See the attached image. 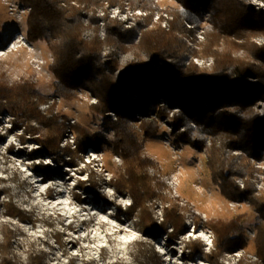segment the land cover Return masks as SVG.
<instances>
[{
	"label": "rangeland",
	"instance_id": "obj_1",
	"mask_svg": "<svg viewBox=\"0 0 264 264\" xmlns=\"http://www.w3.org/2000/svg\"><path fill=\"white\" fill-rule=\"evenodd\" d=\"M66 1L80 11L83 39L86 41L98 39L104 42L100 52L101 61L105 64L110 60L118 62L119 68L112 73L117 86L132 62L154 64L156 71L163 75L165 61L154 62L153 54L142 46L141 38L146 29L157 26L166 30L172 28L174 12L180 7L178 0H150V7L137 6L147 10L142 13L133 11L137 7L130 0L123 2L124 4L109 1L97 4L79 3L77 0ZM244 1L255 10L264 13V0ZM107 2L122 6L127 13L120 15L115 9L103 27L104 23L98 20H104L108 16ZM168 4L171 5L169 10L173 18L169 20L170 26L168 24L165 27V23L153 15L162 14L165 17V13L160 10L165 9ZM30 11V6L24 4L22 0H0V33L3 35V44L7 45L14 36L18 39L7 47L0 46V81L9 85L25 81L35 83L36 88L47 97L46 102L41 103L40 109L47 112L49 107H52L53 113L59 115V121L68 126L61 143L62 147L67 144L74 145L76 132L73 126L77 123L87 127L92 133H102L105 142L100 151L88 149L77 167L64 165L63 170L67 171L64 176L54 174L50 178H43L42 171L37 170L34 164L39 160L51 162L52 160L47 155L34 158L31 150L38 147L35 138L28 135L23 142L20 138L22 130L13 125L14 116L8 112L0 116V241L3 239L2 231L13 228L18 232L13 240L14 252L24 262H28L32 252L43 253L42 264H155L149 255V245L154 247L159 258L156 259V263L159 261L160 264H209L207 253L215 249L216 245L215 231L210 223L230 222L241 216L249 243L245 248L238 247L233 252H225L221 261L224 264L262 263L255 253L257 230L254 224L260 212L250 197L244 194L230 198L214 181L209 168L210 150L213 146L210 135L207 136L206 145L202 148L177 142L178 134L186 127L183 125L176 127L175 116L183 108L178 102L172 103L162 90L156 98L158 110L151 114L136 112L130 125L138 135L141 155L152 161L146 172L157 194L151 202L157 222L161 223L166 218L164 209L177 205L179 212L184 216L185 230L173 238H170L173 232L171 226L160 233H145L138 225L139 219L129 216L126 208L130 203L124 201H131L130 195L128 192H118L112 183V180L119 176L124 159L114 150L116 133L114 127L107 122L109 120L107 115L116 120L118 113L111 111L106 115H100L94 109L100 99L87 86L76 88L72 98L56 93L57 77L51 70L55 55L45 42L29 39ZM103 11H107V14ZM147 12L148 15L145 16L144 13ZM211 17L210 12L204 11L203 21L206 23L202 21L196 25V30H190L186 22L184 30L179 32V38L186 43L190 51L186 65H189L188 62L196 65L193 63L196 62L193 56L198 55L205 57L206 60L203 66L197 67L208 71L215 68L214 54L195 52L201 51L207 42V29ZM128 18H131L130 21ZM109 20L117 21L125 28L144 25L147 21L150 24L139 32L134 44H126L127 49H121L117 44L107 41ZM202 26L205 27L206 38L201 41L199 47L196 41L197 45L192 41L196 38L200 41L196 32ZM55 40L60 42L61 38L57 37ZM252 41L257 45H264V33L253 36ZM32 51L37 55H32ZM246 53V49L241 48L235 54L244 56ZM106 71L111 73L110 66ZM233 71L234 68L231 67L230 72ZM130 94L133 100L139 99L138 94ZM162 108H170L169 114L161 115L159 109ZM253 109L264 115V98L257 99ZM145 123H155L157 131L147 135ZM34 124L40 126L35 122ZM192 125L196 127L195 123ZM71 131L73 136L69 134ZM167 137L171 138L172 146L178 154L173 152L170 145H166ZM217 145H220V141ZM230 153L240 163L249 162L254 168L252 174L237 177L238 185L243 189L251 182L255 194L264 195V157L258 159L248 155L241 148H235ZM90 169L95 172L98 179V186L93 190L101 192L108 200L95 198L92 192L80 185L81 180L88 178ZM41 182L43 183L38 186L37 184ZM4 188H8L9 192L4 191ZM9 195L15 204L25 211V219L10 217L5 213L3 203ZM119 206H122V211ZM200 233L204 235L201 236ZM193 240L202 242L204 251L196 253L191 258L187 246ZM140 242L147 246L139 245Z\"/></svg>",
	"mask_w": 264,
	"mask_h": 264
},
{
	"label": "trees",
	"instance_id": "obj_2",
	"mask_svg": "<svg viewBox=\"0 0 264 264\" xmlns=\"http://www.w3.org/2000/svg\"><path fill=\"white\" fill-rule=\"evenodd\" d=\"M77 1L88 4L109 1L116 4L128 0ZM130 1L136 7L151 6L150 0ZM178 1L180 7L174 12L175 19L170 30L157 26L142 33L141 44L153 54L154 62L165 61L163 75L156 71L154 64L132 62L117 86L112 73L119 68V64L116 60H110L107 64L101 61L103 41L83 39L79 9L67 4L66 0H22L31 8L28 16L29 39L45 42L55 55L51 70L57 77L56 93L72 98L76 88L87 86L100 99L94 106L100 115L111 111L118 113L116 120L107 115V122L116 133L114 150L124 159L119 176L112 183L118 192H128L130 195L131 203L126 208L129 216L139 219L138 225L145 233H160L171 226L173 232L170 238H173L185 230L184 216L177 205L164 209L166 218L161 223L157 222L151 206L157 194L146 172L152 161L141 155L138 135L130 125L136 112L151 114L158 110L156 98L162 90L172 103L178 102L183 108L175 116L176 127H186L178 134L177 142L202 148L210 135L213 146L209 168L214 181L230 198L244 194L250 197L260 212L254 224L257 230L255 253L262 260L258 264H264V195L257 196L251 182L243 189L238 185L237 177L252 174L254 168L249 162L240 163L230 153L235 148H241L258 159L264 157V115L253 109L254 102L264 98V45L252 41L253 36L264 33V13L255 10L244 0ZM204 11L212 15L207 42L201 51L195 52L215 55L216 66L211 71L200 69L195 64L186 65L190 51L179 38V32L184 30L187 21L195 25L203 21ZM149 24L147 21L144 25L125 28L121 23L109 20L107 41L127 49L126 44H134L139 32ZM57 37L61 38L60 42L55 40ZM241 48L246 49L247 53L237 56L235 53ZM108 66L111 73L106 71ZM231 67L234 74L230 72ZM98 77L101 79L98 80ZM130 93L138 94L139 99L133 100ZM46 100L47 97L33 82L9 85L0 81V116L5 112L14 116L13 125L22 130L20 138L23 142L28 135L35 138L38 147L31 150V155L34 158L47 155L55 165L39 160L34 167L42 171L43 178H50L54 174L64 176L67 172L63 170L64 165L77 167L88 149L100 151L104 147L105 136L100 132L92 133L77 123L73 126L76 132L74 145L62 147L68 126L59 121V115L53 113L52 107L47 112L40 109L41 103ZM169 112L170 108L159 109L161 115ZM144 129L150 135L157 131V125L145 123ZM218 141L220 145H217ZM90 170L88 178L81 180L80 185L92 192L95 198L108 200L101 192L93 190L98 186V179L95 172ZM3 190L9 192L8 188ZM3 207L10 217L26 218L25 211L15 204L11 195ZM119 209L122 211V206ZM210 225L215 231L216 245L207 253L209 264H224L221 257L225 252L247 247L249 241L241 216L230 222L218 221ZM2 233L0 264H42L43 253L32 252L28 262H24L14 252L13 240L18 235L16 230L8 228ZM139 245L147 246L143 242ZM187 248L191 258L204 251L203 243L196 240L189 242ZM148 250L152 261L160 264L159 261L156 263L159 258L154 247L149 245Z\"/></svg>",
	"mask_w": 264,
	"mask_h": 264
},
{
	"label": "built area",
	"instance_id": "obj_3",
	"mask_svg": "<svg viewBox=\"0 0 264 264\" xmlns=\"http://www.w3.org/2000/svg\"><path fill=\"white\" fill-rule=\"evenodd\" d=\"M108 3V2H107ZM171 5L170 4H168V5H166V7H165V9H161L160 10V12H162V13H165V17L161 14V15H159V14H157V15H153V17L155 16H157V19H159V20H161V21H163V24L165 25V27L169 24V26H170V22H169V20H172V18H173V14L170 12V10H169V7H170ZM125 7V6H124ZM103 9H105V8H103ZM115 9H117L118 11H119V14L120 15H126V13H127V11H125L124 10V8L122 7V6H120V5H111V4H109L108 3V6H107V10H109L108 11V16L107 17H111V12L113 13L114 12V10ZM133 11L134 12H136V13H142V11H145V10H143V9H141V8H134L133 9ZM147 11V10H146ZM145 11V12H146ZM103 13H105V14H107V11H103ZM145 14V16H147L148 15V12L147 13H144ZM141 15V14H140ZM143 15V14H142ZM107 17H106V19L104 18V20H98L99 22H101V23H104L103 24V27H105V22H106V20H107ZM122 17V16H121ZM120 17V19H122ZM164 17V18H163ZM132 18V17H131ZM131 18H128L127 20H129L130 21V19ZM103 21V22H102ZM204 23H206V21L204 20L203 21ZM97 23L98 22H96V25H97ZM187 25H188V27H189V29L190 30H196V25L194 24V23H191V22H188L187 21ZM196 34H197V37L199 38V40L200 41H197V38L196 39H194V41H192V42H194V44L195 45H199V47H200V45H201V41H204L205 40V38H206V36H205V27L204 26H202V27H199L198 29H197V32H196ZM195 41H196V43H195ZM200 42V43H199ZM194 49V48H193ZM193 58H194V60L196 61V62H193V63H196V65H198V66H203L204 64H205V60H206V58L205 57H200V56H193ZM191 61V60H190ZM201 62V63H200ZM189 64L191 63V62H188ZM120 85V84H119ZM71 136H73V133H72V131L69 133ZM170 137H167V140L168 141H166L165 143H166V145H170L172 148H173V152L174 153H176V154H178V151L177 150H175V148L172 146V143H171V141H170ZM73 141H74V139H72ZM175 189V188H174Z\"/></svg>",
	"mask_w": 264,
	"mask_h": 264
},
{
	"label": "snow or ice",
	"instance_id": "obj_4",
	"mask_svg": "<svg viewBox=\"0 0 264 264\" xmlns=\"http://www.w3.org/2000/svg\"><path fill=\"white\" fill-rule=\"evenodd\" d=\"M0 46L7 47V45L3 44V35H2V33H0ZM45 163L51 164L52 162L51 161H45ZM124 203H131V201H124ZM200 235L203 236L204 234L200 233Z\"/></svg>",
	"mask_w": 264,
	"mask_h": 264
},
{
	"label": "bare ground",
	"instance_id": "obj_5",
	"mask_svg": "<svg viewBox=\"0 0 264 264\" xmlns=\"http://www.w3.org/2000/svg\"><path fill=\"white\" fill-rule=\"evenodd\" d=\"M12 41H18V39H17V37L16 36H14L9 42H8V44L7 45H10L11 44V42ZM14 47V46H13ZM32 55H34V56H36L37 55V53L35 52V51H32ZM43 182H41V183H38L37 185L39 186L40 184H42ZM39 189V188H38ZM165 255H167V252H165Z\"/></svg>",
	"mask_w": 264,
	"mask_h": 264
}]
</instances>
